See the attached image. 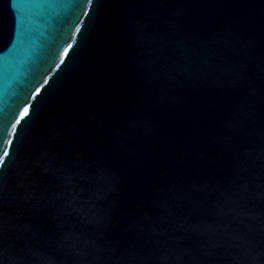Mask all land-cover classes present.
Wrapping results in <instances>:
<instances>
[{
    "label": "water",
    "instance_id": "obj_1",
    "mask_svg": "<svg viewBox=\"0 0 264 264\" xmlns=\"http://www.w3.org/2000/svg\"><path fill=\"white\" fill-rule=\"evenodd\" d=\"M0 264H264V0H0Z\"/></svg>",
    "mask_w": 264,
    "mask_h": 264
},
{
    "label": "snow or ice",
    "instance_id": "obj_2",
    "mask_svg": "<svg viewBox=\"0 0 264 264\" xmlns=\"http://www.w3.org/2000/svg\"><path fill=\"white\" fill-rule=\"evenodd\" d=\"M87 2H90V0H87ZM69 47H71V45H70ZM65 56H66V57L68 56V51H67V50L65 51ZM62 63H63V61H62ZM26 111H27V113H28L29 109H26Z\"/></svg>",
    "mask_w": 264,
    "mask_h": 264
}]
</instances>
